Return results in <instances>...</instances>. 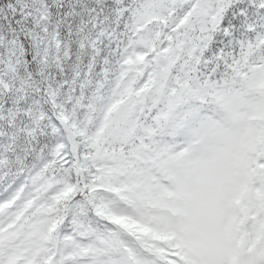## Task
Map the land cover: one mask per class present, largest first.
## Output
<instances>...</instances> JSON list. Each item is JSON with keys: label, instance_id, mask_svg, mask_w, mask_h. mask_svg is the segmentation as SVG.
<instances>
[{"label": "snow or ice", "instance_id": "1", "mask_svg": "<svg viewBox=\"0 0 264 264\" xmlns=\"http://www.w3.org/2000/svg\"><path fill=\"white\" fill-rule=\"evenodd\" d=\"M0 264H264V0H0Z\"/></svg>", "mask_w": 264, "mask_h": 264}]
</instances>
